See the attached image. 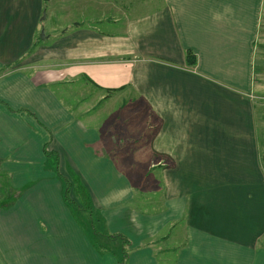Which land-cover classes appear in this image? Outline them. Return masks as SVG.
<instances>
[{
  "label": "crops",
  "instance_id": "1",
  "mask_svg": "<svg viewBox=\"0 0 264 264\" xmlns=\"http://www.w3.org/2000/svg\"><path fill=\"white\" fill-rule=\"evenodd\" d=\"M91 5L93 28L72 49L80 51L77 110L92 113L96 127L85 128L63 99L45 93V85L61 82L51 78L62 75V64H33L31 79L21 64L11 73L12 86L27 79L38 122L60 123L55 147L97 208L80 212L85 229L101 212L107 233L131 250L130 264H264V0ZM10 55V64L22 57ZM21 118L0 109V135L9 119L22 132ZM41 148L38 138L32 149ZM124 168L146 171L124 175ZM26 196L30 210L0 211V264H119L90 233L68 231L66 219L49 221L66 227L61 241L47 242L44 216L34 211L45 196Z\"/></svg>",
  "mask_w": 264,
  "mask_h": 264
},
{
  "label": "rangeland",
  "instance_id": "2",
  "mask_svg": "<svg viewBox=\"0 0 264 264\" xmlns=\"http://www.w3.org/2000/svg\"><path fill=\"white\" fill-rule=\"evenodd\" d=\"M91 4H161V0H0V109H7L10 113H14V116L22 117L19 122L21 125L24 119L27 120L25 129L22 127L23 131L20 132L10 125L13 120L9 119L0 135V211L14 210L17 204L20 211L30 210L23 196L27 195L26 199L29 196L31 198L42 194L45 196V207L36 206L34 211L36 214L40 211L44 216L42 237L47 242L53 245L61 241L62 228L67 226L68 231L74 232L77 227L78 231L91 234L92 244L99 252L114 256L119 264H130L128 253L131 250L123 249L121 236H118L115 244L108 243V248H101L103 240L107 241V236L111 235L107 233V228L101 225L104 221L101 212L93 217L94 228L85 229L84 223L81 222L86 218L80 216L81 211L97 208L87 184L80 178L76 169L72 168L69 163L62 162L61 154L55 147L59 133L56 128L60 126V123L44 126L38 122L39 117L32 104L29 103L30 96L26 89L28 81L25 77H21L17 85H11L13 80L11 73L16 69L15 64H21L18 66L22 69L20 74L27 76L28 79H31L32 70L27 68L33 64L41 65L44 69H58L60 66L58 64H62L65 66L60 72L62 75H54L51 78L52 81L61 80V82L45 85V93L49 94L52 99L57 98L59 101L63 99L73 119H80L85 128L96 127V121L89 120L92 113L83 115L77 110L74 76L76 74L75 58L80 51L74 53L75 50L72 49L75 41L79 39L76 36L90 34L88 30L92 26H89L88 22L96 13V7ZM106 9L100 6L99 12L103 13ZM11 10L14 12V18H12ZM44 16L45 19H43ZM80 24L83 26L80 27ZM98 29L102 31L104 27L98 25ZM31 34L33 35L31 40L35 43L32 48L27 44ZM24 39L25 45L23 44ZM79 47L84 48L85 46ZM12 51L15 55H18V51L22 55L15 60L17 62L14 64H10L11 60L8 61L7 58L12 57L10 55ZM51 107L54 109L56 106L52 104ZM99 115L97 118L104 117L103 112ZM51 118L54 119L53 115ZM30 119L35 120L34 126L29 121ZM15 122L14 126H16ZM38 138L42 141L41 153L32 149ZM68 148L66 147L71 151ZM88 154L90 153H84V156ZM114 163L119 168L126 165L125 161L115 160ZM129 169L131 168L120 169L119 172L125 175L132 171H146L145 169ZM83 171L88 174L87 170L83 169ZM114 171L116 172L115 169ZM89 175L97 177L96 171ZM128 178L132 181L136 179L135 177ZM57 188H62V195H57ZM63 211L66 212V217ZM64 219L67 221L66 226L65 223H58L55 225L57 228L49 222Z\"/></svg>",
  "mask_w": 264,
  "mask_h": 264
},
{
  "label": "trees",
  "instance_id": "3",
  "mask_svg": "<svg viewBox=\"0 0 264 264\" xmlns=\"http://www.w3.org/2000/svg\"><path fill=\"white\" fill-rule=\"evenodd\" d=\"M187 59H188V62L190 64H196V57L193 56V54H192L191 51H188L187 52ZM102 236H105V235H102ZM116 239H117V236L116 235H110V236H107V241L106 242H109L110 241V243H112ZM103 241H105V240H103ZM102 243L103 244H101L100 246H101V248H104L105 247L104 246V242H102ZM120 264H122V263H120Z\"/></svg>",
  "mask_w": 264,
  "mask_h": 264
},
{
  "label": "water",
  "instance_id": "4",
  "mask_svg": "<svg viewBox=\"0 0 264 264\" xmlns=\"http://www.w3.org/2000/svg\"><path fill=\"white\" fill-rule=\"evenodd\" d=\"M43 19H45V16L43 17ZM42 33H43V31H42ZM44 38V37H43Z\"/></svg>",
  "mask_w": 264,
  "mask_h": 264
}]
</instances>
